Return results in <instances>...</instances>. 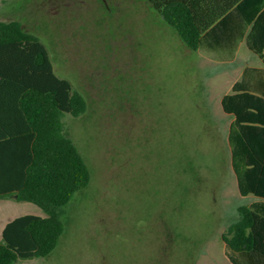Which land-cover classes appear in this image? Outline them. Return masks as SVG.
<instances>
[{
	"label": "rangeland",
	"instance_id": "1",
	"mask_svg": "<svg viewBox=\"0 0 264 264\" xmlns=\"http://www.w3.org/2000/svg\"><path fill=\"white\" fill-rule=\"evenodd\" d=\"M10 19L85 98L61 122L91 172L55 248L17 264H232L222 234L256 197L238 192L221 98L258 56L189 48L147 0H0Z\"/></svg>",
	"mask_w": 264,
	"mask_h": 264
},
{
	"label": "trees",
	"instance_id": "2",
	"mask_svg": "<svg viewBox=\"0 0 264 264\" xmlns=\"http://www.w3.org/2000/svg\"><path fill=\"white\" fill-rule=\"evenodd\" d=\"M191 49L232 59L241 40L262 66L246 65L221 106L232 116L227 140L238 192L256 199L222 234L232 264H264V0H147ZM237 2V1H236ZM86 100L59 77L46 45L15 19L0 20V198L29 201L45 215L8 221L0 264L48 255L64 232L67 204L91 172L63 132L64 112L78 116Z\"/></svg>",
	"mask_w": 264,
	"mask_h": 264
},
{
	"label": "crops",
	"instance_id": "3",
	"mask_svg": "<svg viewBox=\"0 0 264 264\" xmlns=\"http://www.w3.org/2000/svg\"><path fill=\"white\" fill-rule=\"evenodd\" d=\"M218 1H233V7H235L236 6V4L237 3H239V2H241V1H243V0H218ZM237 1V2H236ZM241 43H244L245 45H246V42H245V40H241L240 42H239V44H238V47H239V45L241 44ZM238 47H237V49H238ZM247 47V46H246ZM236 52H237V50H236ZM235 52V54H234V56L237 54ZM234 58V57H233ZM12 199H14V201H11V203H9L8 205V207H10L11 208V213H12V215L9 217V218H7V219H5L3 222H0V241H1V239H2V231H3V228H4V226L6 225V223L8 222V221H10V220H12L13 218H15V217H17V216H19V215H23V214H26V213H33V214H38V215H45L44 214V212H43V214L41 213V212H38V211H35V212H18L19 211V206H18V204L15 202V198L14 197H11ZM18 201V200H17ZM21 202H29V201H21ZM17 211V212H16Z\"/></svg>",
	"mask_w": 264,
	"mask_h": 264
}]
</instances>
